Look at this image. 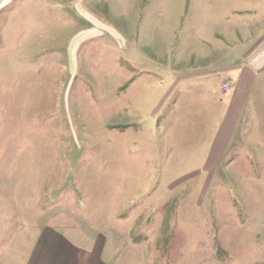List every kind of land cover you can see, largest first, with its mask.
<instances>
[{
	"label": "rangeland",
	"instance_id": "obj_1",
	"mask_svg": "<svg viewBox=\"0 0 264 264\" xmlns=\"http://www.w3.org/2000/svg\"><path fill=\"white\" fill-rule=\"evenodd\" d=\"M20 1L0 7L4 231L65 227L64 232L85 234L87 245L102 236L103 256L105 261L111 256L113 264H264V153H249L264 150V118L250 137L244 136L242 121L227 145L229 151L236 148L222 168L206 174L204 150L208 154L219 127L207 126L205 137L203 128L177 125L175 82L164 76L166 84L153 87L161 76L148 71L147 88L129 112L125 96L140 91L144 72L126 60L123 46L103 28L99 36L72 40L79 31L72 26L81 22L78 10L85 20L138 39L163 21L169 31L178 23L183 29L207 24L208 35L216 24L259 21L257 30L248 31L253 38L264 27V5L254 0ZM245 3H253L250 11L232 14ZM226 34L231 38L234 31ZM159 39L154 34L149 44L163 56L176 49L172 40ZM135 50L141 57L140 48ZM126 52L137 60L132 44ZM189 89L183 105L204 104L206 95ZM211 98L216 102L217 93ZM237 156L243 159L229 165Z\"/></svg>",
	"mask_w": 264,
	"mask_h": 264
},
{
	"label": "crops",
	"instance_id": "obj_2",
	"mask_svg": "<svg viewBox=\"0 0 264 264\" xmlns=\"http://www.w3.org/2000/svg\"><path fill=\"white\" fill-rule=\"evenodd\" d=\"M12 1L14 0H0V7ZM254 1L261 2L264 5V0ZM21 2L23 3L25 0L20 1L18 4ZM42 2L43 8L46 7L43 6L44 4L47 7L50 5L46 2L42 4ZM252 5L253 3L249 5L245 3L241 8L235 7V11L231 12L234 15L240 12L244 13L247 10L250 11ZM78 12L79 14L75 15L81 18V22L79 25L76 23L72 26L73 29H79L74 39H72L73 42L87 39L105 29L110 36H115L119 44L123 46L126 60L144 72L141 77V80H143H140L137 85L138 88L136 87L140 91L135 89L134 94H132V90L125 96V109L127 111H132V102H135L144 86L147 88L144 79L145 76L149 77L147 73L150 72L148 71L153 70L161 77L160 83L157 81L151 86L162 87L165 85L164 76L170 78L167 79L168 81L175 82L174 90L171 92L175 91L174 95L178 97L172 110H178L179 113V109H181V114L176 118L178 126L203 128L201 133L205 137L207 136V126L219 127L217 137L212 139V147L208 154L207 149L204 150L202 170L206 174L207 169L214 171L215 168H222L225 159L235 147L229 151L227 145L233 141L234 134L242 121L243 126L247 128L244 134L245 137H250L254 131L256 132L257 121L264 118V114L261 115L264 113V27L261 34L253 38L249 37L248 31L254 27L257 30L259 21H256V24L250 22L247 24L243 22H234L227 25L216 24L212 30L213 33L210 35L207 34V24L202 27L187 25L183 29L181 23H178L169 31L167 23H164V21L160 23V21V24L157 25L156 23L157 28L154 29L153 33H143L138 39V36L132 37L120 28L113 30L108 26L94 22L91 15L88 16L92 20L89 18V20H85L84 11L78 10ZM159 17H161L160 20L163 19L162 13ZM44 19L46 20V17ZM88 23L90 24L85 29L84 25ZM125 25V28H127V23ZM228 25L230 28H226ZM244 28L247 29L246 33ZM46 29L44 24V30ZM171 31L172 36L170 37L176 49L165 57L163 52L158 51L149 43L153 41L155 34L159 38L161 37L159 40L169 44L171 40H168L167 35ZM232 31H234V36L228 38L226 33ZM96 35L99 36L100 34ZM247 36L248 38H244ZM129 44H132L133 53L136 54L137 60L127 54ZM196 47H201L197 51H202V54H198L197 51L195 54L193 53V49ZM136 48H140L141 57L140 53L135 50ZM143 61L146 62L145 66L142 64ZM225 82H229L231 88L223 93L221 88ZM197 86H200V88L196 89ZM189 87H192L194 92L200 93L202 91L206 95L203 100L204 104L198 106L183 105L182 100L189 93ZM212 93H217L218 103H216L217 100L215 102L211 98ZM207 96H209L208 99ZM158 102L159 100L154 104L152 110L158 111L162 101ZM185 110H188L187 114L184 113ZM178 113L171 115L172 123L173 118ZM218 118L220 121H218ZM261 145H259V148H261ZM252 152L263 154L264 150L249 151L250 154ZM235 158L234 163L231 162L229 165L238 164V161L243 159L240 156ZM2 199H0L1 205L4 204ZM8 219L9 217H7ZM13 221H15L14 218ZM27 222L32 221L28 220ZM0 223V264H113L109 260L111 256H106L108 261H105L103 256L105 242L102 236H96L94 241L87 245L83 243V240L88 238L85 234L81 232H64L61 229H65V227H59V229L50 226H43L38 229L27 227L26 230L18 227V230L12 233L11 231H4L2 226L4 223L3 216H0Z\"/></svg>",
	"mask_w": 264,
	"mask_h": 264
},
{
	"label": "built area",
	"instance_id": "obj_3",
	"mask_svg": "<svg viewBox=\"0 0 264 264\" xmlns=\"http://www.w3.org/2000/svg\"><path fill=\"white\" fill-rule=\"evenodd\" d=\"M231 88V84L229 82H225L221 88V91L223 93H225L226 91H228Z\"/></svg>",
	"mask_w": 264,
	"mask_h": 264
}]
</instances>
